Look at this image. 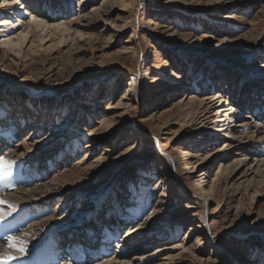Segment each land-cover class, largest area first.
Returning a JSON list of instances; mask_svg holds the SVG:
<instances>
[{"label": "rangeland", "instance_id": "374dc122", "mask_svg": "<svg viewBox=\"0 0 264 264\" xmlns=\"http://www.w3.org/2000/svg\"><path fill=\"white\" fill-rule=\"evenodd\" d=\"M50 1L0 0V256L264 264V0Z\"/></svg>", "mask_w": 264, "mask_h": 264}, {"label": "bare ground", "instance_id": "6f19581e", "mask_svg": "<svg viewBox=\"0 0 264 264\" xmlns=\"http://www.w3.org/2000/svg\"><path fill=\"white\" fill-rule=\"evenodd\" d=\"M11 1H13V0H11ZM18 2H19V0H17ZM5 2V4H4V6H8V5H14V3L13 2H6V1H4ZM17 2V3H18ZM24 2V1H23ZM47 2L48 3H50L51 1L50 0H47ZM20 4H18V5H20V6H25L26 4H28V3H26V2H24V3H21V2H19ZM26 3V4H25ZM25 11H28L27 10V8L25 9ZM42 12V10H39V11H37L36 13L34 12V14H36V15H33V14H30V16L31 15H33L34 17H36V19H34L33 21H35V25L37 26V28H39V27H43V30H44V28H47V24H44V20H48V19H51V17H46V18H44V15L45 14H43L44 12H42V14H37V13H41ZM26 15H29L28 13H26ZM32 16V17H33ZM39 18H44V20H39ZM51 21H53V20H51ZM55 24V23H54ZM13 25H15V24H13ZM57 26H55L54 28L55 29H60V26H58V24H56ZM65 25V24H64ZM28 28L30 29V31H29V33H31V29H32V31H33V28L32 27H30V26H28ZM69 28V27H68ZM19 31H20V29H18ZM67 30H70V28L69 29H67ZM25 31H20V33H24ZM21 34V35H22ZM10 43H12V40L10 39L9 41H6V40H4V42H3V45L6 47V46H9L10 45ZM199 105L200 106H202L203 105V101H200L199 102ZM207 105H204L203 106V108H205ZM227 108V107H229L228 105L227 106H224V108ZM239 109V108H238ZM238 109H233V108H230V109H226L224 112L226 113V116H224V117H226V119L224 120V121H222V122H225V123H227V126H228V128L226 129V131H227V133H228V135L229 134H231V135H233V134H243V133H250V132H248L249 130H260V129H258V126H252L250 123H251V120H252V118H247L248 120L247 121H245V123H243L242 125L240 124V125H236L235 126V128H237V129H232L231 127H233V124H235L240 118H242L241 116H242V113H241V111H239ZM204 110H206V109H204ZM118 117V116H117ZM204 122V120H202V123ZM230 126V127H229ZM249 135V134H248ZM256 152V151H255ZM72 176L71 175H63L62 176V178H64V179H69V178H71ZM61 178V179H62ZM59 181H62V180H59ZM162 184H163V182H162ZM46 188H49V186H45ZM45 188V189H46ZM35 192V191H34ZM27 193V192H26ZM29 194V193H28ZM22 196V195H21ZM28 196H31V194L30 195H28ZM23 197V196H22ZM33 198V197H32ZM21 199V198H20ZM23 200H24V198H23ZM209 217H210V214H205V216L202 218V221L203 222H206L207 223V225H208V228H209V235H210V237L212 238V240L215 242V244H216V242H217V240H216V236H215V234L213 233L214 231H212V229H211V227H210V224H209ZM131 235V234H130ZM7 251H8V248H5V247H0V255H3V254H5V253H7ZM79 251H78V249L75 247L74 248V255L76 256V258H80V260H81V256H78L77 255V253H78ZM6 256V255H5ZM138 260H139V257H138ZM113 262V263H112ZM112 262H106V263H102V264H119V262H118V260H116V261H112Z\"/></svg>", "mask_w": 264, "mask_h": 264}, {"label": "snow or ice", "instance_id": "6c2138e0", "mask_svg": "<svg viewBox=\"0 0 264 264\" xmlns=\"http://www.w3.org/2000/svg\"><path fill=\"white\" fill-rule=\"evenodd\" d=\"M143 5H141L142 7ZM32 19H36V17H32ZM19 167L15 161L8 160L2 153H0V186H3L6 181L13 174V170ZM11 188H14V185H8ZM2 190V187H0ZM18 210V206L14 204H10L3 199H0V227H2L9 217H12L14 213ZM8 243L9 249H12L21 254V257L26 256L28 254V249L26 247V243L24 241L18 240L17 237L13 234H9L5 237ZM17 259V257L12 255L0 256V264H8V262ZM20 264H24L23 260H20Z\"/></svg>", "mask_w": 264, "mask_h": 264}]
</instances>
